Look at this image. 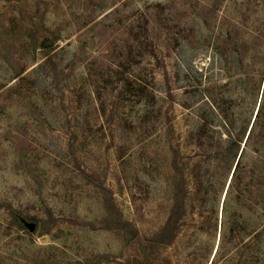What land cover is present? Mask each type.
Returning <instances> with one entry per match:
<instances>
[{
	"label": "rangeland",
	"instance_id": "rangeland-1",
	"mask_svg": "<svg viewBox=\"0 0 264 264\" xmlns=\"http://www.w3.org/2000/svg\"><path fill=\"white\" fill-rule=\"evenodd\" d=\"M0 264H264V0H0Z\"/></svg>",
	"mask_w": 264,
	"mask_h": 264
},
{
	"label": "trees",
	"instance_id": "trees-1",
	"mask_svg": "<svg viewBox=\"0 0 264 264\" xmlns=\"http://www.w3.org/2000/svg\"><path fill=\"white\" fill-rule=\"evenodd\" d=\"M257 117H258V112H257ZM237 165H238V163H237Z\"/></svg>",
	"mask_w": 264,
	"mask_h": 264
}]
</instances>
